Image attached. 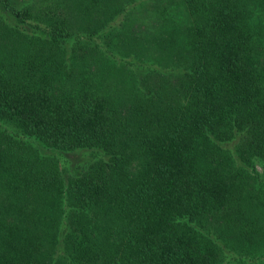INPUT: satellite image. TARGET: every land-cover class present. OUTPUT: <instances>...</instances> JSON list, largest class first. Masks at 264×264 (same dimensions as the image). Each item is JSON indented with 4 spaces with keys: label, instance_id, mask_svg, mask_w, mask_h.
<instances>
[{
    "label": "trees",
    "instance_id": "1",
    "mask_svg": "<svg viewBox=\"0 0 264 264\" xmlns=\"http://www.w3.org/2000/svg\"><path fill=\"white\" fill-rule=\"evenodd\" d=\"M0 264H264V0H0Z\"/></svg>",
    "mask_w": 264,
    "mask_h": 264
},
{
    "label": "rangeland",
    "instance_id": "2",
    "mask_svg": "<svg viewBox=\"0 0 264 264\" xmlns=\"http://www.w3.org/2000/svg\"><path fill=\"white\" fill-rule=\"evenodd\" d=\"M16 4H26L28 2H30V0H13ZM71 41V40H70ZM90 151L89 150H82V151H78V152H75V153H72L70 154L69 156H72V155H75V154H79L78 155V158L80 159H83V161L86 162V159L88 156H90ZM94 155V154H93ZM84 162V163H85ZM68 166V169H71L73 165H71V163L69 164H66Z\"/></svg>",
    "mask_w": 264,
    "mask_h": 264
}]
</instances>
